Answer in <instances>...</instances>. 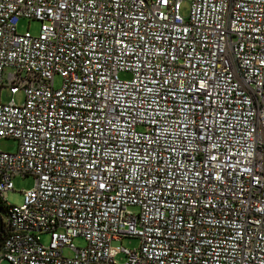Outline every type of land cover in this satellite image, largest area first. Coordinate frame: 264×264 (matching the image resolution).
Wrapping results in <instances>:
<instances>
[{
  "label": "built area",
  "instance_id": "obj_1",
  "mask_svg": "<svg viewBox=\"0 0 264 264\" xmlns=\"http://www.w3.org/2000/svg\"><path fill=\"white\" fill-rule=\"evenodd\" d=\"M3 87L0 264H264V0H0Z\"/></svg>",
  "mask_w": 264,
  "mask_h": 264
},
{
  "label": "rangeland",
  "instance_id": "obj_2",
  "mask_svg": "<svg viewBox=\"0 0 264 264\" xmlns=\"http://www.w3.org/2000/svg\"><path fill=\"white\" fill-rule=\"evenodd\" d=\"M181 7L184 9L186 8V3H182ZM182 14L186 13V9L181 12ZM18 32L24 31L25 29H28L30 33L34 34L38 30V22L34 20H27L25 18H21L17 22V27H16ZM119 77L122 79L128 78L127 74H119ZM58 78L54 79V84H58ZM12 100L15 104H20L23 100L21 92H17L13 95H11L8 92V89L6 87H3L0 90V101L1 103H6L9 100ZM14 149V143L12 140L9 138H1L0 139V150L4 152H10ZM12 183H13V189L10 191L5 192L3 195L4 200L7 204L11 205H18L21 203V190H27L32 187L33 185V178L31 176H15L12 178ZM129 210L133 211L135 210V207H128ZM4 220V217L2 218ZM46 237L45 235L41 236V241H45ZM72 243L75 246L82 247L84 246V241L81 238H74ZM120 246L125 247V248H135L138 246V239L132 236H123L120 239L119 242ZM64 254L66 252L64 251ZM115 260L118 262L123 261V257L121 254L115 255ZM2 264H7V263H2Z\"/></svg>",
  "mask_w": 264,
  "mask_h": 264
},
{
  "label": "trees",
  "instance_id": "obj_3",
  "mask_svg": "<svg viewBox=\"0 0 264 264\" xmlns=\"http://www.w3.org/2000/svg\"><path fill=\"white\" fill-rule=\"evenodd\" d=\"M5 211H4V207L0 204V216L4 215ZM2 221V232L4 230V221L1 219Z\"/></svg>",
  "mask_w": 264,
  "mask_h": 264
},
{
  "label": "water",
  "instance_id": "obj_4",
  "mask_svg": "<svg viewBox=\"0 0 264 264\" xmlns=\"http://www.w3.org/2000/svg\"><path fill=\"white\" fill-rule=\"evenodd\" d=\"M2 218H3V215L0 216V233H1V230H2V221H1ZM0 240H1V238H0Z\"/></svg>",
  "mask_w": 264,
  "mask_h": 264
}]
</instances>
